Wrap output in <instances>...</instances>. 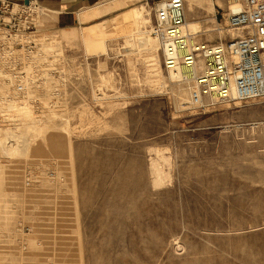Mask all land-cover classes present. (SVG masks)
I'll list each match as a JSON object with an SVG mask.
<instances>
[{
	"label": "rangeland",
	"instance_id": "obj_1",
	"mask_svg": "<svg viewBox=\"0 0 264 264\" xmlns=\"http://www.w3.org/2000/svg\"><path fill=\"white\" fill-rule=\"evenodd\" d=\"M157 2L84 8L67 28H0L31 37L1 39L0 97L38 126L26 153L0 149V264H264V97L192 107L153 37ZM224 2L194 1L200 39L226 35ZM143 5L151 33L109 32L106 18ZM144 45L158 47L161 74Z\"/></svg>",
	"mask_w": 264,
	"mask_h": 264
},
{
	"label": "built area",
	"instance_id": "obj_2",
	"mask_svg": "<svg viewBox=\"0 0 264 264\" xmlns=\"http://www.w3.org/2000/svg\"><path fill=\"white\" fill-rule=\"evenodd\" d=\"M237 1L238 10L230 0L219 6L227 33L216 41L185 30L187 0H158L154 5L152 31L160 40L165 66L188 70L182 81L193 83L192 107L264 97V0ZM43 12L38 0H0V28L9 32L37 28Z\"/></svg>",
	"mask_w": 264,
	"mask_h": 264
},
{
	"label": "bare ground",
	"instance_id": "obj_3",
	"mask_svg": "<svg viewBox=\"0 0 264 264\" xmlns=\"http://www.w3.org/2000/svg\"><path fill=\"white\" fill-rule=\"evenodd\" d=\"M229 4H231V7L234 10H238L240 8V3L237 0H230ZM224 5H226L225 2L221 6H224ZM145 9L136 7L134 9L129 10V11L118 14L117 16H115L113 18H109L105 22L111 23L114 27V29L110 30L109 32H114L117 30H123L124 28L126 29V27L130 26V28L133 27V29H135L136 32H138L137 33L138 36H139V34L140 35L147 34V32L149 33V31L151 33L150 29L149 30L144 29V27H143L144 24H147L148 22L151 21V19L146 16ZM48 12H49V10H47L43 14V16H48V14H49ZM214 17L217 20L216 16H214ZM195 25L196 24H195L194 20H189L188 16H187L185 26H184L185 30L187 32L196 33V32L191 31L192 29L195 28ZM216 29H219V32H218L219 36L224 35L225 31L222 28L216 27ZM62 30L63 29H61V31ZM64 32H66V31H64ZM62 34L63 33L60 32L58 34V37H62L63 36ZM234 34H236V33H234ZM66 35H68V34L66 33ZM32 36H34V35H32ZM148 36H146V37H148ZM7 37H8L7 33L0 32V41H1V39H4V40L8 39V41L9 40H15L16 42L17 41L21 42V40H22V42L24 43L28 38H31L30 36L26 35L25 33H20V34L14 33V35H12V37L10 39H9V37L8 38ZM153 37L156 39V41L158 43V47L160 49L161 43H160L159 38L156 35L155 36L153 35ZM62 38H64V37H62ZM71 39H70V41H71ZM54 40L55 39L53 38L52 41H54ZM141 40H142V38H141ZM37 41L42 43V44H46L47 42H50L49 39H46V38H38ZM72 41H73V39H72ZM130 41H128V42H130ZM51 43L53 44L54 42H51ZM149 46H150V44H149ZM158 47H156V46L155 47H153V46L152 47H148V46L146 47L145 46L144 49L150 50L152 60H154L153 64L155 66V70H157L159 72V74H161L162 73V63H161V57L158 53ZM5 59L7 60V58H5ZM3 68H4L3 66L0 67V73L4 72ZM169 71L171 73V77H173V80H176V81L180 80L179 81L180 83L183 82L182 79H184V76L187 75V73H188V70L183 69V68H181V69H169ZM185 84L187 85L188 92H189L190 87L193 85V83L192 82H186ZM188 97H189V94H188ZM184 99H186V97H184ZM186 103H187V101L184 100L183 104H186ZM4 121H5V124H4ZM10 122L15 123V126H11V125L7 124ZM2 124H4L3 128L5 130V137L0 138V149H2L3 152L7 155H16V154L26 153L28 150V145H29V140L27 139L26 135L29 133V131L31 129H34V130L38 129V126L36 124V117L33 115L32 111L28 110L26 108V104H21V103L17 102L15 99H13L7 95H2L0 97V127L2 126ZM4 157H6V156H4ZM1 158H2V156H1ZM161 159H162V156H159L157 159H155L152 162V170H153V173L155 174L154 180L156 183H161L163 180L166 179V178H164L165 171L162 168Z\"/></svg>",
	"mask_w": 264,
	"mask_h": 264
},
{
	"label": "crops",
	"instance_id": "obj_4",
	"mask_svg": "<svg viewBox=\"0 0 264 264\" xmlns=\"http://www.w3.org/2000/svg\"><path fill=\"white\" fill-rule=\"evenodd\" d=\"M15 1H22V0H15ZM111 1L112 0H109V1H104V0H38V2L42 5V7H45L47 10H49L48 16H41L44 26H48V27L54 26V27H64V28L76 26L77 24L84 23L82 21L84 19V16H83L84 14L82 15L84 8L90 9L97 5L107 4ZM194 1L195 0H190V3H189L190 6H188V4L186 5L187 13L190 11L192 12L194 10L193 8L195 5ZM214 3L216 6V12L219 13L220 9L219 8L217 9L218 3L217 2H214ZM197 5L198 3H196V11L198 10ZM136 7H139V6H136ZM136 7H133L131 9H134ZM143 8L145 9L144 5L142 9ZM126 11H129V10L122 11L119 14L126 12ZM187 16L189 17L188 14ZM113 17H110V18H113ZM108 19L109 18H106L105 21ZM60 29H63V28H60Z\"/></svg>",
	"mask_w": 264,
	"mask_h": 264
}]
</instances>
